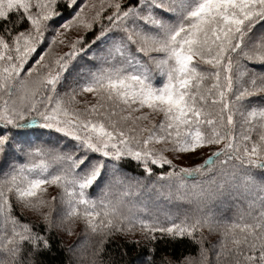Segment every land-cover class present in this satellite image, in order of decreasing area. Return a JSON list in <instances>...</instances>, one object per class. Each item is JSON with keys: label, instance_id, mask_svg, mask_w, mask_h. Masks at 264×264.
<instances>
[{"label": "snow or ice", "instance_id": "6c2138e0", "mask_svg": "<svg viewBox=\"0 0 264 264\" xmlns=\"http://www.w3.org/2000/svg\"><path fill=\"white\" fill-rule=\"evenodd\" d=\"M54 249L264 264V0H0V264Z\"/></svg>", "mask_w": 264, "mask_h": 264}, {"label": "trees", "instance_id": "16d2710c", "mask_svg": "<svg viewBox=\"0 0 264 264\" xmlns=\"http://www.w3.org/2000/svg\"><path fill=\"white\" fill-rule=\"evenodd\" d=\"M257 71H261V68L259 65L256 66ZM129 168H134L133 165H128ZM24 216L27 217L28 219H34V217L28 213L25 212ZM79 232V228L77 229ZM76 239V237H71L68 238L65 241V244H70L72 241ZM210 239L214 240L215 237H210ZM112 252L114 255L117 257L119 256V251L116 248V245L113 244L110 246ZM138 249L134 246H128V259H134L135 256L137 255ZM196 252V247L194 245H191L188 241H182L178 242L176 244L168 245L165 246L163 244L157 246V252H156V260L159 261L162 257H171L173 259H176L180 257L182 254L187 255L189 253L195 254ZM45 259L47 260V264H65L66 262V255L55 250L54 249V254H48Z\"/></svg>", "mask_w": 264, "mask_h": 264}]
</instances>
